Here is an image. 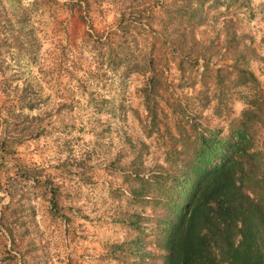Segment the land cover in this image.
Masks as SVG:
<instances>
[{
  "label": "rangeland",
  "instance_id": "rangeland-1",
  "mask_svg": "<svg viewBox=\"0 0 264 264\" xmlns=\"http://www.w3.org/2000/svg\"><path fill=\"white\" fill-rule=\"evenodd\" d=\"M241 139L264 153V0H0V264H164Z\"/></svg>",
  "mask_w": 264,
  "mask_h": 264
},
{
  "label": "trees",
  "instance_id": "trees-1",
  "mask_svg": "<svg viewBox=\"0 0 264 264\" xmlns=\"http://www.w3.org/2000/svg\"><path fill=\"white\" fill-rule=\"evenodd\" d=\"M217 1L227 9L249 2ZM236 148L243 156L216 167L202 160L185 179L190 189L164 241V264H264V153L243 139Z\"/></svg>",
  "mask_w": 264,
  "mask_h": 264
}]
</instances>
